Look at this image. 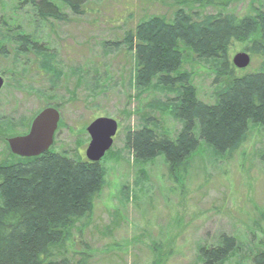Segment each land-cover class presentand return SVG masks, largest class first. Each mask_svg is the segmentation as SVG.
<instances>
[{"label": "rangeland", "instance_id": "rangeland-1", "mask_svg": "<svg viewBox=\"0 0 264 264\" xmlns=\"http://www.w3.org/2000/svg\"><path fill=\"white\" fill-rule=\"evenodd\" d=\"M206 1L87 0L81 15L67 11L66 21L44 25L36 23L29 5L0 0V17L15 20L8 28L19 24L56 52L50 65L45 60L40 65L39 54L37 63L30 54H0V163L15 156L6 138L28 133L35 116L52 103H59L61 111L52 149L76 159H87V127L94 119L107 116L119 122L112 150L99 162L104 185L94 209L75 223L70 241L54 249L56 256L78 259L80 252H88L92 264H201L199 246L216 244L223 234L236 236L242 248L226 264H240L247 253L253 220L264 210V126H251L248 141L231 157L218 156L203 144L189 171L175 178L163 156L136 161L126 145L129 130L155 127L174 137L183 124L172 111L176 92L139 90L133 84L134 60L122 43L125 34L142 19L153 14L170 18L180 7L200 14L223 10L242 15L264 4ZM1 42L12 44L0 23V50ZM241 52L248 53L246 45L234 42L231 64ZM259 66V59H251L237 74ZM215 67L214 60L186 54L183 70L192 72L198 97L207 103H214L225 85L223 78L215 83ZM149 117L154 120L147 121Z\"/></svg>", "mask_w": 264, "mask_h": 264}, {"label": "trees", "instance_id": "trees-1", "mask_svg": "<svg viewBox=\"0 0 264 264\" xmlns=\"http://www.w3.org/2000/svg\"><path fill=\"white\" fill-rule=\"evenodd\" d=\"M86 3L20 0L18 4L29 5L36 23L45 25L66 21L68 13L81 15ZM11 19L5 14L0 17L12 40L10 46L1 42L0 54H30L36 63L39 54L40 65L44 60L52 64L56 52L19 24L8 28ZM234 42L245 44L251 59H259L257 70L237 74L240 68L228 59ZM122 43L134 60L135 87L176 92L172 111L183 124L174 137L155 127L129 130L126 145L136 161L163 156L170 177L184 176L203 144L218 156L231 157L248 141L251 126H264V4L242 15L223 10L200 14L182 7L170 18L153 14L127 32ZM186 54L216 62L214 81L223 78L220 83L225 85L216 92L214 103L198 97L192 72L183 70ZM51 105L60 109L57 102ZM103 185L99 162L76 159L52 148L37 157L14 156L0 163V264H92L88 252L72 259L56 256L54 249L65 247L75 223L91 215ZM253 231L240 264L246 260L264 264V210L254 218ZM241 250L236 236L223 234L218 243L199 246L198 258L201 264H226Z\"/></svg>", "mask_w": 264, "mask_h": 264}, {"label": "water", "instance_id": "water-1", "mask_svg": "<svg viewBox=\"0 0 264 264\" xmlns=\"http://www.w3.org/2000/svg\"><path fill=\"white\" fill-rule=\"evenodd\" d=\"M251 57L247 52L235 55L233 63L237 68L249 66ZM4 80L0 75V89ZM61 121V112L54 106L42 109L33 119L29 132L7 138L11 152L20 157H37L50 150ZM119 129L115 118L102 116L94 119L87 127L90 143L86 157L91 162H100L114 144Z\"/></svg>", "mask_w": 264, "mask_h": 264}]
</instances>
